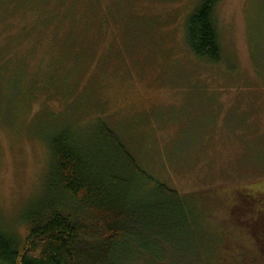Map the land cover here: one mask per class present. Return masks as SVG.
<instances>
[{"label":"rangeland","instance_id":"374dc122","mask_svg":"<svg viewBox=\"0 0 264 264\" xmlns=\"http://www.w3.org/2000/svg\"><path fill=\"white\" fill-rule=\"evenodd\" d=\"M201 1L0 0L2 230L27 237L46 137L100 119L156 181L197 193L201 229L227 240L211 264H258L260 251L250 259L236 242L229 188L264 191V0L217 5L218 64L186 42ZM177 236L168 263L191 264L202 245Z\"/></svg>","mask_w":264,"mask_h":264},{"label":"trees","instance_id":"16d2710c","mask_svg":"<svg viewBox=\"0 0 264 264\" xmlns=\"http://www.w3.org/2000/svg\"><path fill=\"white\" fill-rule=\"evenodd\" d=\"M221 1L202 0L186 19L189 49L212 64L222 60L215 24ZM86 130L46 137L50 163L43 195L23 213L24 242L0 228V264H171V245L181 233L202 245L191 264H211L216 242L227 240L201 229L197 193L182 195L156 181L104 121ZM229 191L236 193L230 206L241 232L236 242L250 259L257 248L262 258L254 263L264 264V191Z\"/></svg>","mask_w":264,"mask_h":264}]
</instances>
